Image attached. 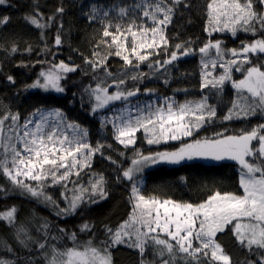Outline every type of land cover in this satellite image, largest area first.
<instances>
[{
	"label": "snow or ice",
	"instance_id": "obj_1",
	"mask_svg": "<svg viewBox=\"0 0 264 264\" xmlns=\"http://www.w3.org/2000/svg\"><path fill=\"white\" fill-rule=\"evenodd\" d=\"M6 3L7 0H0V5ZM258 4L264 8V0H258ZM189 7L190 4L185 0H133L131 5L126 3V0L110 5L100 3L99 0L88 3L87 11L84 12L85 18L90 23H100L102 30L100 40L93 49L92 58L84 60L93 72H104L112 80L109 85L97 83L95 87L90 85L84 90L91 103L90 113L96 114L112 102L124 103L126 107L122 108L119 114H114L111 118L104 115L100 123L102 128L111 124L115 139L125 148L134 149L136 133L141 129L150 145L181 141V146L171 152L144 155L138 150L135 151L136 158L131 160L130 167L121 171L118 180L124 179L132 183L145 167L158 163L179 164L195 158H211L216 161L228 158L237 161L242 168L239 181L242 194L216 191L199 204L170 200L161 202L139 194L137 184L132 183L130 199L135 201L133 211L129 220L115 231L110 228L105 230L108 240L104 248L92 247L89 242L82 250L73 247L58 252L53 249L50 264H112L109 249L128 240L132 241L131 247L139 250L141 264H152L144 260L149 246L158 249L155 253L158 257L157 264H201L202 258L204 264H215L217 261L231 264L230 256L223 252L216 240L217 234L226 229L232 231L234 239L242 247L257 255V259L249 261L248 264H264V134H260L264 133V124L238 135H226L221 132L210 138L184 142L182 138L193 137L194 131L216 117V107L209 103L210 96L204 95L199 101H185L182 104H177L172 98L163 97L162 103L133 106L130 98L136 96L140 90H122L126 81L112 75L107 68L108 56H100L98 51L101 46L110 49L108 55L114 53L116 57L122 58L125 65L131 66L129 70H138L141 64L147 62L148 68L154 73L167 72L168 66H174L175 62L182 58L199 53L202 92L214 89L216 94H219L223 91L225 82L231 81L240 94L246 91L250 94L248 99L253 101H233L223 117L224 120L254 116L258 109L264 112V63L253 65L250 58L252 54L264 55V13L255 10L253 0H210L207 4L206 32L209 28L211 32L228 30L235 36L237 30L242 28L243 31H251L254 35L259 32L260 38L251 43H242L239 50H225L221 40L211 39L199 48L194 47L196 41L192 39L170 44L171 38L166 32L168 26L173 23L174 17L180 14L181 8ZM64 13L65 8L61 5L51 16L45 17L39 4L35 3L31 15L24 19L39 29L55 25L57 34L54 45L59 48L64 43L61 37L63 20L58 21L57 17H63ZM9 19L4 16L0 19V24L6 25ZM121 20L126 23H119ZM176 38L179 39L178 36ZM10 51L16 53L19 48L13 45ZM28 51H31L30 47ZM161 55L167 58H156ZM233 66L235 71L240 72H245L243 66H247L243 79L232 81ZM218 67L223 69V72L216 76L214 73ZM78 68L79 66H70L64 61L51 64L46 71L39 72L37 79L27 87L64 93L65 88L61 81L68 73L76 72ZM145 75L139 73L132 75L131 79L135 81ZM7 80L15 84L12 76L9 75ZM164 83L167 84L168 80L165 79ZM113 87L117 90L110 93L109 89ZM32 116L33 118L25 119L22 125L18 123V112H8L0 118V148L3 149L0 169L19 189L32 197H42L51 202L52 198L45 195L46 183L50 181L53 185L63 184L72 176L79 177L82 169L90 168L91 158L97 153L103 156L104 148L110 149L111 145L98 142L93 147L86 140L87 129L68 121L66 114L59 108H38ZM6 122H9L8 135H4ZM68 130H71V136ZM253 140L258 141V148L252 147ZM26 181L35 182V186ZM106 183L103 174H94L89 180L90 187H79L76 190L79 194L74 195L68 202L69 207L58 215L74 213L82 205L96 204L107 199ZM85 193L87 200L84 198ZM15 213V207L0 213V220H5L15 227ZM245 220L248 222L242 223ZM90 227L89 223H85L80 231H87ZM42 228L45 232L44 242L33 240L23 227L17 228L19 244L27 247L30 242L36 250L44 252L48 248L47 222ZM70 238L75 241L76 234L73 233ZM6 251L13 252L11 247ZM0 264L20 262L18 259L0 258ZM28 264L32 262L29 261Z\"/></svg>",
	"mask_w": 264,
	"mask_h": 264
},
{
	"label": "trees",
	"instance_id": "obj_2",
	"mask_svg": "<svg viewBox=\"0 0 264 264\" xmlns=\"http://www.w3.org/2000/svg\"><path fill=\"white\" fill-rule=\"evenodd\" d=\"M90 2L92 0H7L5 5H0V19L4 16L10 18L6 25L0 24V118L8 112L13 114L18 112L20 114L18 123L22 125L25 119H29L38 108H59L66 114L68 121L87 129L86 140L93 147L98 142L111 145L110 149L104 148L103 156L99 153L94 155L91 158L90 168L82 169L79 177L72 176L63 184L53 185L50 181L46 183L45 195L52 198L51 202L45 201L42 197L39 199L32 197L19 189L0 169V213L7 212L13 207L16 209L15 227L10 226L5 220H0V258L18 259L20 264H28L29 261L32 264H50L53 249L58 252H64L73 247L83 249L89 242L92 247L104 248L108 240L105 230L110 228L115 231L133 211L135 201L130 199L132 183L137 184L140 189L139 194L146 198L164 199L177 203L199 204L216 191L242 194L239 183L242 168L237 161L228 158L221 161L211 159L183 161L179 164L158 163L155 166L145 167L132 183L117 179L123 169L131 166V160L136 158L135 151L149 155L177 148L181 145V141L150 145L141 129L136 133L134 149L125 148L115 139L111 124L102 128L100 120L104 115L111 118L114 114H119L126 105L116 101L96 114L90 113L91 103L84 90L90 85L95 87L97 83L103 85L112 83L111 78L104 72H93L84 60V58H92L93 49L100 40L102 30L100 23H90L84 16ZM99 2L110 5L113 2L119 3L120 0H99ZM185 2L190 4V7L181 8L180 14L174 17L173 23L166 30L171 38L170 44L192 39L196 41L194 47L199 48L211 39L221 40L222 48L225 50L233 48L239 50L242 43H251L260 38L259 32L254 35L251 31H243L242 28L237 30L235 36L228 30L211 32L209 28L206 32L207 4L210 0H185ZM35 3L39 4L40 11L45 17L51 16L61 5L65 8L63 17H57L58 21L63 20L61 37L64 43L61 47L57 48L54 45L57 34L55 25L39 29L24 19L31 15ZM126 3L131 5L133 0H126ZM253 3L256 11L264 13V8L259 6L258 0H253ZM43 22L42 20L41 23ZM118 22L126 23L123 20ZM148 23L151 22L148 21ZM177 36L179 39L176 38ZM13 45L19 48L16 53L10 51ZM29 47L31 51H28ZM98 51L100 56H108L107 68L112 75L126 81L122 90L135 91L137 88L140 90L136 96L130 98L133 106L162 103L163 97L172 98L177 104H182L185 101H199L204 95L210 96L209 103L216 107V117L194 131L193 137L182 138L184 142L210 138L221 132L226 135H238L264 124V112L259 109L256 115H250L247 118L223 119L233 101L245 103H253V101L248 99L250 94L246 91L240 94L231 81L225 82L224 89L219 94H216L214 89L202 92L199 53L182 58L175 62L174 66H168L167 72L154 73L148 68L147 62L141 64L138 70H129L131 66L125 65L122 58L116 57L114 53L108 55L110 49L101 46ZM156 58L163 60L167 57L161 55ZM250 58L253 65L264 63V55L252 54ZM133 60H135L134 57ZM60 61L70 66H79L76 72L68 73L61 81L65 88L64 93L45 92L42 89L27 87L37 79L39 72L46 71L51 64H58ZM243 67L245 72L235 71L233 66L232 81L244 78L247 66ZM222 72L223 69L218 67L214 75L219 76ZM139 73L146 75L133 81L131 76L139 75ZM9 75L14 78V85L8 82ZM165 79L168 80L167 84L164 83ZM116 90L113 87L109 89V92ZM8 124L9 122L5 123L4 135L10 134L7 131ZM68 132L71 136V130ZM252 147L258 148V141L253 140ZM109 157L111 159H108ZM0 158H3L2 148H0ZM250 162H252L251 158ZM97 173L103 174L107 182V199L96 204L82 205L74 213L58 215L69 207V200L79 194L76 191L79 187L82 186L85 189L90 187L89 180ZM26 182L35 186V182ZM84 198L88 199L87 193L84 194ZM137 211L139 214V210ZM45 222L49 225V230L46 233L48 248L44 252L36 250L30 242L27 247L19 244L16 235L19 227H23L33 240L44 242L45 232L42 226ZM85 223H89L91 227L81 232L80 228ZM61 229L64 231H60ZM73 233L76 234L75 241L70 238ZM216 240L223 252L230 256L231 264H248L249 261L257 259V255L242 247L234 239L230 229L218 233ZM8 247L12 248V253L6 251ZM157 251L158 249L154 246H149L144 254V260L157 264L158 257L155 255ZM109 252L112 264H141V254L136 248L118 244L112 246ZM201 264H204L203 258ZM215 264H222V262L217 261Z\"/></svg>",
	"mask_w": 264,
	"mask_h": 264
},
{
	"label": "rangeland",
	"instance_id": "obj_3",
	"mask_svg": "<svg viewBox=\"0 0 264 264\" xmlns=\"http://www.w3.org/2000/svg\"><path fill=\"white\" fill-rule=\"evenodd\" d=\"M240 80V79H239ZM30 118H33V116H31ZM192 140H190V141H188V142H191ZM181 146V145H180ZM179 146V147H180ZM179 147H177V148H174V149H172L171 148V150H164V151H169V152H171V151H175L176 149H178ZM163 152V151H162ZM195 160H201V161H203V160H211V158H195V159H192V160H185V161H195ZM239 175H241V172H240V174ZM23 179V178H22ZM159 201H161V202H163L164 201V199L163 200H159ZM163 211V209H161V212ZM137 214H138V211H137ZM139 215V214H138ZM127 220H129V218L127 219ZM126 220V221H127ZM125 222V221H124ZM123 222V223H124ZM248 221H242V223H247ZM122 223V224H123ZM119 228V227H118ZM132 244V241L131 240H128L126 243H123V245H127V246H129V247H131L130 245ZM133 248H135V247H133ZM79 250H82V249H79Z\"/></svg>",
	"mask_w": 264,
	"mask_h": 264
}]
</instances>
